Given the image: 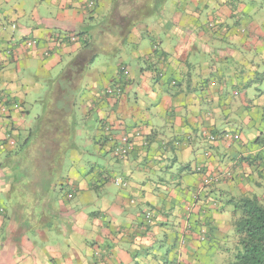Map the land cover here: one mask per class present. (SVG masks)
I'll return each mask as SVG.
<instances>
[{
  "label": "crops",
  "instance_id": "1",
  "mask_svg": "<svg viewBox=\"0 0 264 264\" xmlns=\"http://www.w3.org/2000/svg\"><path fill=\"white\" fill-rule=\"evenodd\" d=\"M56 147L48 189L32 169ZM245 194L264 197V0H0V264H224Z\"/></svg>",
  "mask_w": 264,
  "mask_h": 264
},
{
  "label": "trees",
  "instance_id": "2",
  "mask_svg": "<svg viewBox=\"0 0 264 264\" xmlns=\"http://www.w3.org/2000/svg\"><path fill=\"white\" fill-rule=\"evenodd\" d=\"M96 4L94 3V1H91L86 8L88 9V11H92L95 9ZM76 37V35L72 36L71 38ZM73 40V39H70ZM77 40V37H76ZM87 41H89V43H87ZM87 41H85L84 43H87L88 45H86L85 48H87L88 50L91 49V37H87ZM89 46V47H88ZM86 49V50H87ZM90 53L93 52V50L88 51ZM95 55L91 56L90 62H92L94 60ZM76 63V62H75ZM75 68V69H74ZM73 69V77H69L72 81H76L78 80L79 77L82 76V66L81 67H74ZM123 74L125 77H127L129 75V72L126 69H123ZM62 84H64L63 88L66 91V94L71 95V92H73L72 94L75 95L78 90L79 87L77 86V88H74L73 91H68L67 93V81H64ZM122 84V85H121ZM173 85L176 86V82H173ZM123 83L122 82H115L110 88H112V95H117V96H121L123 89H122ZM115 87V88H114ZM116 89V90H114ZM59 90V88L57 89V91ZM108 90V89H107ZM106 90V95L110 94L109 92H107ZM75 113L72 112V114L70 115V124L74 126L76 121L75 120ZM72 119H74L72 121ZM106 128V127H105ZM107 131H111V127L106 128ZM125 137L129 138L127 133H124ZM229 135L228 134H219V135H215L212 136L210 140L215 141V140H219V139H224V138H228ZM112 136H108L106 141H109L108 146H110L112 149H109L108 147V152L109 154L112 156V158L115 159H125L127 158V156L131 153V149L123 156H114L112 151H114V148L117 147L118 142H116V144L112 145L114 142V140H112ZM235 139H238L237 137H235ZM130 138L128 140V144L131 145L130 142ZM24 150H28L27 148L24 147ZM44 152L46 153L45 156H52L53 159H56V162H50L49 164H46V169L49 173V177H50V181L47 183V188L51 189L54 188V186H56L55 182H58V179L62 176L61 175V158H62V154L61 151L59 149V147L57 148H47L44 149ZM52 155H51V154ZM43 155V154H41ZM59 158H60V162H59ZM58 160V161H57ZM44 161H39V165H44ZM33 168V167H32ZM45 169V167H44ZM45 169V170H46ZM10 170H13V167L10 168ZM206 178H204V185L207 187H211L213 185H219L221 183H225L227 181H229L230 175L228 173L226 174H221V173H217V174H210L205 176ZM115 184L121 188H126V182L120 180V179H116L114 180ZM28 187V186H27ZM62 188V186H61ZM29 189V188H26ZM25 200H23L22 206L25 205H29L32 203V201L34 200V197L30 194V195H24ZM72 198V197H70ZM226 202V201H225ZM229 202V203H228ZM230 206L233 207V219H232V228H233V242L231 245H227L228 249L226 251V253L229 252V259L224 263V264H264V197L257 195V194H245V195H236L235 198H228L227 202ZM151 213H149L150 215ZM183 243H186L185 240H182ZM224 247V246H223ZM166 264H182L180 259H176L175 261H172L170 263H166Z\"/></svg>",
  "mask_w": 264,
  "mask_h": 264
},
{
  "label": "rangeland",
  "instance_id": "3",
  "mask_svg": "<svg viewBox=\"0 0 264 264\" xmlns=\"http://www.w3.org/2000/svg\"><path fill=\"white\" fill-rule=\"evenodd\" d=\"M104 17V16H103ZM100 22H105V19H102V20H98V21H96V25L97 24H99ZM137 21H134V23H136ZM134 28H137V26L136 27H134ZM108 30H107V32H108V34H110V33H113V32H116L115 30V27L114 26H110L109 28H107ZM133 30H135V29H133ZM99 31H101V30H99ZM135 31H137V30H135ZM97 32V31H96ZM68 35H70V34H68ZM108 62V60L105 58V57H101V62L98 64L99 65V67H98V69L101 67V66H105L106 65V63ZM68 65V64H67ZM94 66H96V63H94V64H90V66H89V70L91 69V67H94ZM107 66V65H106ZM65 68H67V67H65ZM107 68V67H106ZM70 70L68 69L67 70V72H69ZM67 72H62V70L60 71V70H58V71H55V73H53V77L55 76V74L56 75H58V76H60L61 75V73H63V76L65 75V73H67ZM88 75L89 76H87V78H89V77H93V74L91 75L89 72H88ZM67 76V75H66ZM87 78H86V80H87ZM115 90V89H114ZM107 92H109L110 94H108V96H113L112 95V90L111 89H109L108 88V90H107ZM35 109H36V106H35ZM34 116H35V114H34ZM86 137H87V135H86V132L83 130V128L82 127H80V129H78V131H77V136H76V139H77V142L78 143H81V145L83 146V145H88V141L86 140ZM239 139V138H238ZM238 139H235V140H238ZM20 146V145H19ZM85 147V146H84ZM20 150L22 149V147H20L19 148ZM69 154H70V152L68 153V156H69ZM69 161V160H68ZM67 165V164H66ZM32 166H33V164L32 165H30V167L28 166V171H29V173L31 172V168H32ZM44 167H45V169H46V166H41V167H39L38 169H37V171L35 170V169H32V171L34 172V176H36V177H39V178H41L42 179V181H44L43 183L45 184L47 181H46V179H45V176H48L49 175V173H48V171H47V169L45 170L44 169ZM34 168H37V167H34ZM48 181H50V180H48ZM48 183V182H47Z\"/></svg>",
  "mask_w": 264,
  "mask_h": 264
},
{
  "label": "built area",
  "instance_id": "4",
  "mask_svg": "<svg viewBox=\"0 0 264 264\" xmlns=\"http://www.w3.org/2000/svg\"><path fill=\"white\" fill-rule=\"evenodd\" d=\"M73 40H76V37L72 38ZM129 138L123 136L121 139H119L117 147L114 148V151H112L114 156H121L123 157L130 149L131 145L128 144Z\"/></svg>",
  "mask_w": 264,
  "mask_h": 264
}]
</instances>
